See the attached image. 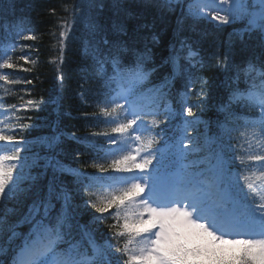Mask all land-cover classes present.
I'll list each match as a JSON object with an SVG mask.
<instances>
[{
    "label": "snow or ice",
    "instance_id": "snow-or-ice-1",
    "mask_svg": "<svg viewBox=\"0 0 264 264\" xmlns=\"http://www.w3.org/2000/svg\"><path fill=\"white\" fill-rule=\"evenodd\" d=\"M132 2L161 12L179 9L178 25L186 19L239 23L238 35L258 38L260 54L246 60L237 62L231 49L213 53L217 67L226 74L227 98L219 107L223 131L235 143L227 145L229 151L223 146L214 149L210 145L216 141L211 137L200 143L188 134L199 121L193 109L203 103L208 82L195 74L204 60L187 41L171 47L166 60L172 66L171 75L147 92L142 90L156 70L147 67L152 50L145 45L137 51L123 39L129 36L127 20H140L142 14L129 11L128 0H111L113 16L102 21L103 12L98 11L89 20L90 40L83 50L97 72L107 77L105 84L111 92L93 116L110 131L72 137L93 154L87 167L94 171L70 168L52 156L45 160V172L33 175L31 168L41 165L26 164L21 155L27 151L22 149L26 141L14 133L17 126L28 127L20 123L24 117L17 112L37 107L39 102L20 96L21 104L6 106L0 97V234L8 232L11 240L18 235L15 229L20 223L29 225L22 243L0 264H264V0ZM103 7L104 0H99L97 8ZM69 27L65 19L58 36L52 33L59 45L53 63H63ZM143 27L148 25L138 24L137 31ZM152 41L157 42L155 35ZM16 47L14 40L5 42L0 70L31 71L13 61ZM125 53L132 56L127 63L122 59ZM18 59L29 63L27 55ZM108 64L111 76L105 69ZM13 75L0 71L4 96L15 95L8 85L32 83L18 76L10 79ZM177 75H186L185 91L173 107L166 90ZM193 95L195 102L189 103ZM177 120L183 125L177 130L180 138L170 142L164 133ZM48 147L54 151L55 142ZM48 169L52 176L41 192L37 182ZM61 175L73 178L72 190L60 180ZM73 192L86 196L85 207L99 214H93V223L112 221L107 224L110 235L97 237L94 230L79 223ZM25 199L31 200L27 211L15 224L10 223L9 217L19 212L17 204ZM11 201L17 204L10 206Z\"/></svg>",
    "mask_w": 264,
    "mask_h": 264
},
{
    "label": "trees",
    "instance_id": "trees-1",
    "mask_svg": "<svg viewBox=\"0 0 264 264\" xmlns=\"http://www.w3.org/2000/svg\"><path fill=\"white\" fill-rule=\"evenodd\" d=\"M98 2L99 0H0V55L5 50V42L10 43L14 40L17 47L11 53L13 61L32 69L29 72L19 69L0 70L14 73L15 75L10 76V79L18 76L22 80L32 81L31 84L8 85L15 95L4 96L3 89H0V97L4 98L6 106L13 103L21 104L22 101L18 99L20 96L24 97V101L39 102L37 107L17 112V115L24 117L20 123L28 127L21 130L17 126L14 133L18 138L26 141L22 149L27 151L21 152L26 164L29 167L33 164L41 165L31 168L33 175L44 173L45 160L52 156L70 168L94 171L87 167L91 163L93 154L82 143L73 139V134L76 137H85L90 136L92 132L110 131L109 126L93 116L94 113H99L97 105L102 104L111 92L105 84L107 77L97 72L93 61L83 55L84 47L90 40L87 29L89 20L95 17L98 11L103 12L102 21L113 16L110 8L111 0H104L102 10L97 8ZM125 7L133 13L142 14V19L127 20L129 36L123 39L129 41L130 46L137 51L143 50L145 45L152 50V59L147 67H155L156 70L141 86L144 92L158 86L166 76L171 75L172 66L166 63V60L172 45L179 47V41L185 40L194 49L200 51L204 66L197 68L195 74L203 77L208 83L204 88L206 95L203 103L200 108L193 109L200 119L188 129V134L196 137L200 143H204L206 138L211 137L216 141L215 144L210 145L211 148L219 149L223 146L225 151H229L227 145L235 141H230L224 134V117L219 110L221 102L227 98L226 74L217 67L213 53L231 49L234 59L240 62L260 54L258 38L255 36L250 38L247 34L243 37L238 35L236 30L242 26L239 23L220 25L208 20L186 19L178 25L179 9L174 13L161 12L155 7L140 5L132 0H128ZM65 19L70 27L65 40L63 63L58 60L53 63L52 61L58 55L59 45L52 33L55 32L58 36ZM138 24H146L148 27L137 31ZM17 33L21 35L17 36ZM29 35L35 36L36 39L24 38ZM153 35L157 37V42L152 41ZM22 54L27 55L29 63L26 64L18 59ZM122 59L124 63H127L132 59L131 53H125ZM33 60L36 61L34 65L31 63ZM57 64H59V71H57ZM105 69L107 76H111V65H105ZM185 80L186 75H177L166 90L169 91L168 99L173 102V107H176L174 101L178 100L185 91ZM0 84H3V81H0ZM112 87L115 88V85ZM195 99L193 95L189 103H194ZM100 119L102 120L103 117ZM187 119L191 120L192 117ZM12 122L16 123L14 118ZM182 127L179 120L174 121L164 133L165 138L170 142L178 141L180 134L177 130ZM232 135L236 134L232 133ZM97 141L104 143L103 138H97ZM54 142L55 150L53 151L48 145ZM2 147L3 144L0 142V148ZM77 153L80 155L77 156ZM51 176L52 171L48 169L46 174L38 180L37 189L41 192L46 191V185ZM72 179L70 175L60 176V180L64 181L70 190L74 188ZM86 199L87 197L82 193L73 192L77 220L86 228L94 230L97 237L101 234L110 235L107 224L112 221L93 223V214H99L94 213V209L85 207ZM30 202V199H25L18 204L11 201L10 206L17 204L19 212L9 217V222L15 224L19 221L23 213L27 211V205ZM15 231L18 235L11 240L8 238V232L0 234V259H9L11 251L22 243L23 236L28 233L29 225L20 223Z\"/></svg>",
    "mask_w": 264,
    "mask_h": 264
},
{
    "label": "rangeland",
    "instance_id": "rangeland-1",
    "mask_svg": "<svg viewBox=\"0 0 264 264\" xmlns=\"http://www.w3.org/2000/svg\"><path fill=\"white\" fill-rule=\"evenodd\" d=\"M220 14H221V15H224L225 13L221 12ZM218 23H219V22H218ZM151 167H152V166L150 165V166H149V170H151ZM141 175H142V174H141Z\"/></svg>",
    "mask_w": 264,
    "mask_h": 264
}]
</instances>
